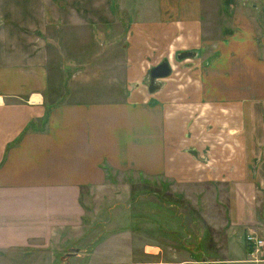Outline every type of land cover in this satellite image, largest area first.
I'll return each instance as SVG.
<instances>
[{"label": "crops", "instance_id": "crops-1", "mask_svg": "<svg viewBox=\"0 0 264 264\" xmlns=\"http://www.w3.org/2000/svg\"><path fill=\"white\" fill-rule=\"evenodd\" d=\"M228 1L0 0V257L22 258L0 264H58V249L82 232L89 192L120 172L230 187L224 214L232 234L208 244L227 247L225 254L212 259L201 250L196 263L253 262L234 231L260 234L264 34L256 16L264 17V0H232L231 10ZM45 6L63 39L94 38L99 48L95 57L83 51L84 40L82 50L70 45L73 68L86 77L58 99L51 55L26 35L47 31ZM91 26L102 34L76 36ZM181 51L194 57L159 78L160 87L145 81L152 66ZM93 58L94 68L86 63ZM149 246L159 252L145 250L146 262L97 264L194 263L164 261L161 246Z\"/></svg>", "mask_w": 264, "mask_h": 264}, {"label": "rangeland", "instance_id": "rangeland-1", "mask_svg": "<svg viewBox=\"0 0 264 264\" xmlns=\"http://www.w3.org/2000/svg\"><path fill=\"white\" fill-rule=\"evenodd\" d=\"M231 3L232 0H229L227 10H231ZM44 9H46V21L43 24L47 31L35 34V36L33 34L26 35L28 38L40 41L41 46L47 53H50L51 59L47 68L52 79L55 80L51 92L58 99L60 94L65 93L66 96L79 91L81 87L77 86L81 85L82 78L86 77L83 70L73 68L74 55L69 54L71 53V44L73 50H82L83 45L79 41L82 42L84 39H63L66 34L59 33L61 31L59 24L55 22V17L51 16L50 9L47 6ZM209 15L217 21V16ZM256 19L259 29H261L259 33L264 34V17L259 13ZM91 27L95 29L94 32L76 34V36L90 35L92 37L94 34L95 36L102 34L96 31L97 26ZM58 36L62 38H57ZM84 41L88 44L84 45L83 51L97 57L99 53L97 40L91 38L89 41ZM187 54L185 56L194 57L192 52L188 51ZM185 56L181 54L178 56L176 53L171 61L173 66L168 61L170 69L175 68L177 63L185 59ZM81 58L82 55L79 52L78 59ZM78 59L75 62L78 63ZM96 60L97 58H93L92 61L89 60L86 63L94 68ZM98 72L94 71L93 73L96 75ZM162 79H153L149 73L145 76V81L152 82L154 87H160ZM120 173L123 174L117 180L115 178L114 183L107 184L103 190L89 192L84 201L85 215L81 227L82 232L75 230L73 237L68 239L70 241L66 244L67 247L58 249V264L67 262L89 264V261H96V264L118 263L131 258V256H133V260L146 262L151 258L143 254L146 252L145 250L148 252L158 251V249L149 246L151 243L161 246L163 254L160 251L162 254L160 259L164 261L190 258V262L198 264L196 262H199V259L204 256L201 250L212 259L215 257V253L217 257H223L227 247L219 246L217 248L214 241L215 245L212 248L208 244L212 239L223 242L227 236L230 238V234H232V231H227L229 226L224 214L225 206L229 203V199L226 197L229 195L230 187L225 184L208 182L178 184L174 181L151 180L137 172ZM255 214L254 220L257 221L255 225L259 227L260 232L257 235L264 240V198L257 200ZM249 232L247 228L238 229L234 231V235L246 242L245 236ZM262 251V255L256 260L264 259V245ZM67 252L73 257L65 256ZM249 259L253 262L236 264H264V260L254 261L255 259L253 260L251 257ZM6 261L18 263L22 262V258L17 256L0 257V263ZM200 264H203V261Z\"/></svg>", "mask_w": 264, "mask_h": 264}, {"label": "built area", "instance_id": "built-area-1", "mask_svg": "<svg viewBox=\"0 0 264 264\" xmlns=\"http://www.w3.org/2000/svg\"><path fill=\"white\" fill-rule=\"evenodd\" d=\"M245 240L248 245L251 246V251H250V257L253 258L254 261H260L256 260L259 258L260 255H262L263 251V245H264V240L263 238L259 237L255 232H249L245 236Z\"/></svg>", "mask_w": 264, "mask_h": 264}, {"label": "water", "instance_id": "water-1", "mask_svg": "<svg viewBox=\"0 0 264 264\" xmlns=\"http://www.w3.org/2000/svg\"><path fill=\"white\" fill-rule=\"evenodd\" d=\"M170 71L169 63L167 61H162L150 69L149 75L153 79H159L168 76Z\"/></svg>", "mask_w": 264, "mask_h": 264}, {"label": "trees", "instance_id": "trees-1", "mask_svg": "<svg viewBox=\"0 0 264 264\" xmlns=\"http://www.w3.org/2000/svg\"><path fill=\"white\" fill-rule=\"evenodd\" d=\"M187 52H188V51L177 52V55L179 56V55L181 54V55L185 56V55H188ZM189 53H190V52H189ZM249 250H250V247H248V251H249ZM191 255H192V253H191Z\"/></svg>", "mask_w": 264, "mask_h": 264}]
</instances>
